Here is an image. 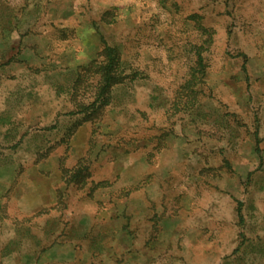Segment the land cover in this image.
I'll return each instance as SVG.
<instances>
[{"label":"rangeland","instance_id":"1","mask_svg":"<svg viewBox=\"0 0 264 264\" xmlns=\"http://www.w3.org/2000/svg\"><path fill=\"white\" fill-rule=\"evenodd\" d=\"M263 173L264 0H0L1 221L264 264Z\"/></svg>","mask_w":264,"mask_h":264},{"label":"crops","instance_id":"2","mask_svg":"<svg viewBox=\"0 0 264 264\" xmlns=\"http://www.w3.org/2000/svg\"><path fill=\"white\" fill-rule=\"evenodd\" d=\"M251 178L252 185L264 193V173L253 174ZM1 183L0 180V195L1 190L5 188V185ZM250 203L253 205L252 201ZM31 225V222L0 220V260L4 261L6 258L11 261V264H111L112 262L111 245L107 244L103 237V240L93 242L92 237L83 233L64 239V232L57 231V223L54 224V230L50 231L48 224H43L45 226L39 227L40 232H33ZM104 235L106 234L101 236ZM259 242L264 252V238H261ZM120 249L122 255L120 257L124 260L134 256L137 261L142 258L145 260L151 258L137 256V253L133 256L129 245L125 247L120 245Z\"/></svg>","mask_w":264,"mask_h":264},{"label":"trees","instance_id":"3","mask_svg":"<svg viewBox=\"0 0 264 264\" xmlns=\"http://www.w3.org/2000/svg\"><path fill=\"white\" fill-rule=\"evenodd\" d=\"M110 62L109 64L105 67V79H106V85H108V83L110 82L111 78H112V68H113V56L111 55V52H110ZM241 205V204H240ZM239 213H240V216L242 217V214H241V206L239 207Z\"/></svg>","mask_w":264,"mask_h":264}]
</instances>
